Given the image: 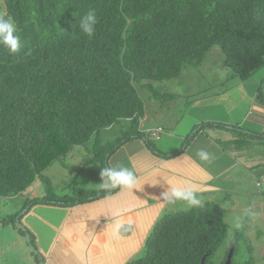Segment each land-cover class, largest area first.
Here are the masks:
<instances>
[{"label":"trees","instance_id":"obj_1","mask_svg":"<svg viewBox=\"0 0 264 264\" xmlns=\"http://www.w3.org/2000/svg\"><path fill=\"white\" fill-rule=\"evenodd\" d=\"M90 9L98 18L91 39L79 29ZM0 15L15 20L22 44L15 55L0 46V201L23 193L55 160L122 119L132 116L129 127L136 128L145 115L137 84L174 79L216 46L241 80L264 66V0H0ZM134 135L152 142L141 131ZM96 148L102 162L117 149L98 139ZM75 191L26 205H72L110 193ZM203 202L164 215L145 254L127 264H216L228 227L220 207Z\"/></svg>","mask_w":264,"mask_h":264},{"label":"rangeland","instance_id":"obj_2","mask_svg":"<svg viewBox=\"0 0 264 264\" xmlns=\"http://www.w3.org/2000/svg\"><path fill=\"white\" fill-rule=\"evenodd\" d=\"M137 87L145 103L144 122L141 120L134 128L132 123L129 127L130 122L122 119L114 126L102 130L98 137H94L87 145L76 146L66 156L55 160L23 193L13 199L0 201L2 246L0 264H26L22 250L19 248L20 244L28 245L26 251L35 254L38 252L35 245L31 244V236L29 240L27 235L23 236L20 232L22 226H27L31 231L39 230V216H44L40 211L41 203L34 205L27 213L26 210H29L27 208H30L26 205L28 201L43 197L58 200L66 196H74L76 189L79 191L77 196H81L83 192L93 191H108L111 194L112 189L102 190L98 184L101 182L99 175L101 169L110 166L114 155L112 153L109 158L107 153L106 158L108 157L109 161L102 162L99 156L100 149L96 148L97 139L102 146H107V149L118 148V141L124 139L128 132L131 136L132 133L139 132L142 123H145L146 128L155 127L158 117L167 120L169 124L175 122V125L182 128L183 134L186 135L184 140L171 136L163 138L169 142L168 146L175 141L176 144L180 143L179 148L185 150L187 145L192 144L193 137H196L198 138L196 146L200 144L211 153L219 151L221 156L216 164L212 162L211 168L207 167L208 170L201 176L205 185L200 193H197L203 201L214 202L220 207L228 227L224 242L214 253V262L219 264L227 256L228 250L234 247L236 264H264V113L261 114L257 108H254L255 102H262L259 96L260 89L264 87V66L248 79L241 80L224 65V53L216 46L209 51L202 64L198 66L184 64L182 73L178 77L160 82L144 81L137 84ZM221 104H226L233 114L237 115L234 117L238 121L237 126H234L236 124L234 120L235 124L229 126L211 122L210 125H198L192 128L193 124L190 122L192 116L186 114L189 107ZM246 131L249 134H243L247 133ZM252 132L262 134V137L254 136ZM147 134H150L149 130ZM147 137L155 146L161 148V141H158L160 138L151 139V135ZM193 152L192 149L190 152L192 157H194ZM158 154L169 156L162 151H158ZM199 163L203 167L204 162L199 161ZM194 167L199 169L198 165ZM55 199L53 203L57 202ZM188 209L190 208L187 206L182 211ZM177 212L181 211L177 210ZM16 213L20 214L14 222ZM232 241L236 242V246L231 247ZM4 243L17 245L16 248H5ZM106 249L108 250V247ZM144 254L145 248L134 258H140ZM97 256L98 260L94 264H104L109 258L104 253H99Z\"/></svg>","mask_w":264,"mask_h":264},{"label":"crops","instance_id":"obj_3","mask_svg":"<svg viewBox=\"0 0 264 264\" xmlns=\"http://www.w3.org/2000/svg\"><path fill=\"white\" fill-rule=\"evenodd\" d=\"M254 106L261 114L264 113L263 100L255 102ZM186 114L192 116V128L203 122L224 126L235 123L234 126L238 125L234 118L237 115L226 104L209 107L193 105V108L186 110ZM259 120L261 121V117ZM148 130L151 139L160 138L158 141H161V148L155 146L153 141L149 145L144 137L134 135L117 148L110 162V166L124 164L134 167L140 176L142 187L133 191L114 188L106 197L79 204L41 203L40 211L44 216H39V230L31 231L25 226L39 255L26 251L28 245L19 246L26 264H40L41 258L44 259V264H94L99 253L109 257L104 264H127L145 248L147 238L160 218L168 212L182 211L187 207L183 202L161 207V192L170 188L167 182L180 187L191 185L200 193L205 185L201 176L208 170L207 167L211 168V164L204 163L201 167L196 151L204 146H196L198 138L193 137L192 144L187 145L185 150L179 148L180 143L176 144L175 141L168 146L169 142L163 138L171 136L184 140L186 135L175 122L169 124L159 117L155 127L146 128L145 123H142L140 131L144 133ZM147 132L144 133L145 137L149 136ZM246 132L243 134H249ZM252 134L261 136L259 133ZM192 149L194 157L190 155ZM158 151L169 156L160 155ZM213 154L215 159L212 162L216 164L219 151ZM196 165H200L199 169H194ZM33 207L34 205H30L27 213ZM21 235L26 236V233ZM16 245L3 244L5 248H16ZM112 258L116 260H111Z\"/></svg>","mask_w":264,"mask_h":264},{"label":"clouds","instance_id":"obj_4","mask_svg":"<svg viewBox=\"0 0 264 264\" xmlns=\"http://www.w3.org/2000/svg\"><path fill=\"white\" fill-rule=\"evenodd\" d=\"M97 23L96 11L90 9L80 18L79 29L91 39L95 35ZM18 31L17 24L11 16L0 15V46L10 55H15L22 46ZM132 119V116L127 117L129 122ZM196 157L200 162L207 164H211L215 159L214 154L205 148H199L196 151ZM99 175L101 182L98 185L102 190L120 188L121 190L133 191L142 187L140 176L135 168L129 165L105 166L101 169ZM167 184L170 185V188L162 191L160 195L162 208L179 202H183L189 208H202L204 206L203 200L197 194L198 189L196 187L191 185L185 187L173 186L168 182ZM237 227H239V224H237Z\"/></svg>","mask_w":264,"mask_h":264},{"label":"water","instance_id":"obj_5","mask_svg":"<svg viewBox=\"0 0 264 264\" xmlns=\"http://www.w3.org/2000/svg\"><path fill=\"white\" fill-rule=\"evenodd\" d=\"M27 209H28V208H27ZM18 221L20 222L21 219L18 220ZM19 222H18V223H19ZM20 228H21V227H20ZM21 229L26 233L27 238L30 240V234L28 233L26 227H25V226H22ZM32 250H34V249H32ZM36 255H39V253L36 252ZM233 255H234V247L231 248V250H230V252H229V256H228V260H227V264H231V262H232V258H233ZM40 264H44V259H43V258H41V260H40Z\"/></svg>","mask_w":264,"mask_h":264}]
</instances>
